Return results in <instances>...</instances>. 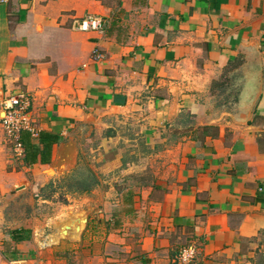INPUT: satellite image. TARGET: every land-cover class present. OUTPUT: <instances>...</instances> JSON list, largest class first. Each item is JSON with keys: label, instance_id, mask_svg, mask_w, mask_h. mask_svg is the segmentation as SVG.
Here are the masks:
<instances>
[{"label": "crops", "instance_id": "obj_1", "mask_svg": "<svg viewBox=\"0 0 264 264\" xmlns=\"http://www.w3.org/2000/svg\"><path fill=\"white\" fill-rule=\"evenodd\" d=\"M19 96L55 140L26 166L0 122V264H264V0L0 3V115ZM82 159L99 184L41 219Z\"/></svg>", "mask_w": 264, "mask_h": 264}, {"label": "built area", "instance_id": "obj_2", "mask_svg": "<svg viewBox=\"0 0 264 264\" xmlns=\"http://www.w3.org/2000/svg\"><path fill=\"white\" fill-rule=\"evenodd\" d=\"M8 0H0V3H5ZM104 20L98 15H85L81 18H74L71 28L78 31H102ZM103 54L98 50L93 51V59H103ZM28 107V99L24 96L11 98L3 102L4 115L0 122L13 150L17 156L22 154V146L20 143V132L30 130V125L26 117V109ZM32 131V130H30ZM196 254V249L193 246L182 248L174 264H193Z\"/></svg>", "mask_w": 264, "mask_h": 264}, {"label": "trees", "instance_id": "obj_3", "mask_svg": "<svg viewBox=\"0 0 264 264\" xmlns=\"http://www.w3.org/2000/svg\"><path fill=\"white\" fill-rule=\"evenodd\" d=\"M53 140H55L54 136L48 133H40L38 143H33L30 133L26 130L21 131L20 143L23 149V164L26 166L36 163L48 164ZM60 182L61 185L59 186L61 188L64 187L68 193L75 194L90 193L99 184L98 177L90 168L87 159H82L78 166L64 176ZM45 188L46 190L49 189L51 193L55 191L52 184L47 185ZM45 196L48 197L49 195Z\"/></svg>", "mask_w": 264, "mask_h": 264}, {"label": "rangeland", "instance_id": "obj_4", "mask_svg": "<svg viewBox=\"0 0 264 264\" xmlns=\"http://www.w3.org/2000/svg\"><path fill=\"white\" fill-rule=\"evenodd\" d=\"M117 1L118 0H107V2L109 4H111V5L115 4ZM0 117H3V114H1ZM53 174H54V172H53ZM53 174L51 176H53ZM27 178H28L29 181L32 180V178H30V176H28ZM59 185H61V182H59V180H55V184L53 185V188H55V192L57 193V196H56L57 198L55 200H53V202H51L50 204H41L38 207L39 208L38 209V215L40 216L41 219L48 218V216L51 215L52 213L53 214H59V216L61 215L59 219H63L65 214H66L64 211L68 210V212L71 213V211L73 209H75V207L73 206V202L72 201L68 202V200L66 198V196L69 197L73 193H68L64 187L61 188ZM49 192H50V190L48 189L46 192H44V195L45 194L49 195L51 193V192L50 193ZM109 196H110V194H109ZM112 200L115 201V199H112ZM111 201L107 205L105 204V205L100 206V204H99L98 206H99L100 209H107L108 211L111 212L113 210V208L115 207V206H113L114 204H112ZM82 207L83 206H79L77 208L78 209H80V208L82 209ZM185 247H183V248H185Z\"/></svg>", "mask_w": 264, "mask_h": 264}, {"label": "water", "instance_id": "obj_5", "mask_svg": "<svg viewBox=\"0 0 264 264\" xmlns=\"http://www.w3.org/2000/svg\"><path fill=\"white\" fill-rule=\"evenodd\" d=\"M74 156L75 155H72L71 154V156L69 157V158H71V159H67L68 161H69V165H68V167H70L71 169H73L74 167H75V160H74ZM67 160H63V159H61V160H59L58 162H56V163H54L52 166L58 171V172H62V170H61V168H62V166H63V163H65V162H67ZM83 220H84V223H86V216L84 215V217H83Z\"/></svg>", "mask_w": 264, "mask_h": 264}, {"label": "bare ground", "instance_id": "obj_6", "mask_svg": "<svg viewBox=\"0 0 264 264\" xmlns=\"http://www.w3.org/2000/svg\"><path fill=\"white\" fill-rule=\"evenodd\" d=\"M49 174V173H48ZM68 229V228H67Z\"/></svg>", "mask_w": 264, "mask_h": 264}]
</instances>
